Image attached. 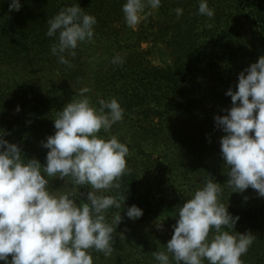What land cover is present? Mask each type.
I'll list each match as a JSON object with an SVG mask.
<instances>
[{
	"label": "clouds",
	"instance_id": "9594fccd",
	"mask_svg": "<svg viewBox=\"0 0 264 264\" xmlns=\"http://www.w3.org/2000/svg\"><path fill=\"white\" fill-rule=\"evenodd\" d=\"M161 0H125L122 6L128 27L146 19V8L158 9ZM20 0H10L9 11H20ZM177 16L183 9L177 8ZM198 13L215 15L207 0H200ZM46 36L54 38L51 54L71 67L68 57L92 42L95 16L79 4L63 8L47 21ZM113 63H123L115 57ZM73 99L53 121L56 132L42 142L47 149L46 164L26 160L21 148L9 143L0 131V262L3 264H94L91 250L111 256L114 227L122 222L121 212L109 223L106 213L125 207V195H105L121 188L120 178L128 171L129 148L116 136L104 138L122 121L124 109L117 99L99 100L94 107L84 96ZM232 106L217 115L216 127L225 135L220 150L229 168L226 185L233 193L249 187L264 197V56L238 76L236 90L225 93ZM19 107L17 111H19ZM50 177L70 178L72 190L49 191ZM88 187L86 201L73 198L79 188ZM222 187L209 179L177 208L173 235L166 251L152 253L159 264H243L255 236L234 231L240 217L233 216L221 202ZM126 216L135 221L143 210L133 205ZM162 224H157L160 227ZM171 254V259L170 255ZM11 256V260H9Z\"/></svg>",
	"mask_w": 264,
	"mask_h": 264
},
{
	"label": "rangeland",
	"instance_id": "374dc122",
	"mask_svg": "<svg viewBox=\"0 0 264 264\" xmlns=\"http://www.w3.org/2000/svg\"><path fill=\"white\" fill-rule=\"evenodd\" d=\"M49 1L45 0L44 5ZM52 1L59 3L57 0ZM20 2L24 9L22 15L24 18L30 19L29 25H33V28L27 29L26 25L18 27V19L13 16L0 17L3 35H7L4 37L19 39L23 34H31L29 37H34L43 31L47 32V21L55 14H48L45 17L39 12L33 15L29 14L30 9L27 6L29 2L24 0H20ZM199 2L200 0H165L158 9L146 8V19H143L134 29L127 26L121 9V12L111 17L116 21L112 30L118 34L117 44L115 42L108 43L104 38L106 29H102V25H96L95 35L103 41L104 48L102 50L101 45V50L96 54L97 57L88 60L89 64L85 70L86 78L84 80H56L63 73L68 74L72 68H62L59 71V68L45 61L42 66L31 61L29 65L18 67L23 76L20 77L21 79L16 78V84L11 78L0 74V106L3 107L0 111V131L5 133L3 138L9 143L18 145L26 160L37 159L42 166L45 165L48 150L42 147V142H46L47 137L55 134L56 129L53 121L57 118L58 112L62 111L65 105L73 99L82 98L81 90L88 88L94 96L86 93L84 96L97 109L100 107V99L109 101L113 98L117 99L124 109L122 121L113 125L107 133L102 130L99 135L106 139L116 136L120 142L127 145L130 154L143 155L135 157L138 160L157 161L159 157H162L163 149L156 148L158 155L149 146L140 142L137 128L141 124H147L148 120L146 121L142 115L139 116L141 109H137L138 107H135L131 100L129 93H131L134 84L110 78L113 75L132 77L134 72L125 68L116 73L117 69L109 63L115 57L130 58L132 55L139 56L140 54L150 63L149 66L158 68L172 65L174 60L170 57V53L175 48L168 44L171 35L176 33H180L181 36L188 35L193 29L192 35L200 40V45L204 48L202 51L209 47V51L213 53L212 61L203 60L201 62L202 68L207 65L224 70L238 67L242 59L234 63L230 54L237 53L239 58H243V54L250 53L247 49L251 47L254 40L263 35L262 26L264 24L259 19L256 21L255 18L259 17L258 10L263 9L264 0L261 2L260 0H207L209 7L215 10V15L211 19L198 13ZM257 4L258 6H256ZM41 6L42 4L36 5L35 9H40ZM177 8L183 9L182 15L177 16L175 12ZM12 14L10 13V15ZM10 17L14 19L11 20ZM166 40L168 43L165 42ZM2 42L4 43L5 40L1 41L0 39V43ZM32 45H34L33 42L29 43L27 47L32 48ZM184 47L188 48L189 45L184 44ZM6 48L11 51L16 46L14 44L7 45ZM1 50L3 49L1 48ZM40 57L44 59L45 55ZM69 58L71 59V57ZM257 60L258 58L255 57V63ZM16 63L17 61L12 65L0 64V71L15 68ZM43 71L54 79V86H52V81L39 78ZM94 72L99 75L100 83L98 84L94 80L96 77L93 76ZM18 107L19 111H17ZM150 117L154 123H157L159 118L157 114H152ZM139 144L143 148L136 150L140 146ZM217 145L220 148V143ZM223 170L229 172L228 166L226 165ZM166 175L170 179L185 176L171 173ZM219 175H223L221 168L213 176ZM48 179L50 181L48 188L51 192L63 193L72 190L70 178L66 177L61 180L58 177H50ZM89 190L88 187L79 188L73 198L77 203L86 201ZM104 194L117 196V191L113 190ZM126 211L121 208L119 211L111 209L106 213V218L111 223L114 214L121 212L122 222L117 228L113 224L115 250L111 256L105 257L102 252L91 250L94 264H159L152 253L157 250L166 251L164 246L173 235V226L176 224L177 218L170 213L161 214L160 217L143 213L141 218L133 221L126 216ZM157 224L162 225L158 227ZM235 232L241 234L251 232L256 237L248 253L241 257L243 264H264V220L250 227L238 228ZM169 255L171 259V254ZM9 260H11V256H9ZM205 264L208 262L205 261Z\"/></svg>",
	"mask_w": 264,
	"mask_h": 264
},
{
	"label": "trees",
	"instance_id": "16d2710c",
	"mask_svg": "<svg viewBox=\"0 0 264 264\" xmlns=\"http://www.w3.org/2000/svg\"><path fill=\"white\" fill-rule=\"evenodd\" d=\"M24 1L29 2L27 5L30 9L29 14L39 12L43 14V17L53 13L56 15L63 8L79 4L87 14L95 16L96 25H102V29H106L104 38L108 43L117 44L118 42V34L112 30L116 21L111 17L121 12V6L125 0H57L59 3L50 0L46 5H44L45 0ZM164 1L161 0V4ZM9 4V0H0V17L13 16L18 19V27L26 25L27 29L33 28V25H29L30 19L22 15L24 9L21 8L18 12L9 11ZM40 4L42 6L36 10V5ZM10 13L13 14L10 15ZM258 14L259 17L255 20L259 19L264 24V5L263 9L258 10ZM13 17H10L11 20L14 19ZM192 30L184 36L180 33L173 34L169 43L165 41L175 48L170 53V57L174 60L172 65L158 68L149 66L150 63L140 54L122 58L123 63H113V59L109 63L117 69L116 73L125 68L134 72L132 77L113 75L110 78L134 84L129 93L131 100L134 106L138 107L137 109H141L139 116L142 115L146 121L148 120L147 124H141L137 128L140 142L149 146L155 153H158L156 149L158 147H161L160 150H165L162 151V157L155 162L138 160L135 157L143 155L130 154L126 158L128 171L120 178L121 188L117 196H126L125 207L123 208L122 205V209L127 210L128 207L135 205L146 215L160 217L161 214L170 213L178 219L176 209L181 207L185 200L189 199L191 194L202 187L207 180L212 179L213 182L221 185L220 199L226 207L228 206L229 213L234 217H240L234 228L235 231L264 220V197H260L251 187L243 193H233L232 189L226 185L229 179L228 172L223 170L226 164L217 145L225 133L216 127L214 118L217 115H225L224 110L231 108V98L225 93L229 88L236 90L239 74L255 63V57L264 56V25L262 26L263 35L254 40L251 47L247 49L250 53L243 54V58H239L237 53L230 54L234 63L239 59L242 61L238 67L229 70L210 65L202 68L201 62L212 61L213 53L209 51V47L202 51L204 48L200 45V40L192 35ZM45 34L46 32L43 31L34 37H29L31 34H23L19 39H9L4 37L7 35H3L2 27H0V39L5 40L4 43H0V64L12 65L17 61L15 68L1 70L0 74L11 78L16 84V78L21 79L20 77L23 76L18 67L29 65L33 61L41 66L45 62L53 64L54 67L59 68V71L62 68H72L68 74L63 73L56 80H84L88 60L94 59L93 57L101 50L103 41L94 32L92 42L81 44L76 49V56L71 59L68 57L73 68L59 63L58 57L51 54L50 47L56 41ZM31 42L34 45L28 48L27 45ZM13 44L16 48L9 51L6 48L7 45ZM184 44L189 47L185 48ZM103 48L102 45V50ZM42 55H45L44 59L40 57ZM36 57L38 58L35 59ZM39 76L40 79L52 81L54 86V79L47 73L43 71ZM93 76H96L94 77L96 84L100 83L99 75L94 72ZM91 93L89 91L86 94L94 96ZM2 108L0 106V111ZM152 114H157L159 117L157 123L151 119ZM142 148L140 145L136 150ZM220 168L223 175L214 177L213 175ZM170 173L185 176L170 179L166 175Z\"/></svg>",
	"mask_w": 264,
	"mask_h": 264
}]
</instances>
